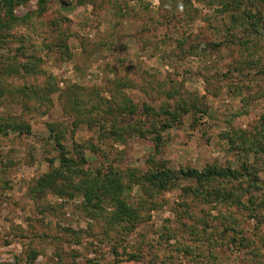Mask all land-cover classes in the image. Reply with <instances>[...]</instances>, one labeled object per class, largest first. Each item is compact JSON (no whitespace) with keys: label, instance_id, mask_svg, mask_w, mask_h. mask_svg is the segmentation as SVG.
<instances>
[{"label":"rangeland","instance_id":"rangeland-1","mask_svg":"<svg viewBox=\"0 0 264 264\" xmlns=\"http://www.w3.org/2000/svg\"><path fill=\"white\" fill-rule=\"evenodd\" d=\"M0 127V264H264V0H0Z\"/></svg>","mask_w":264,"mask_h":264},{"label":"trees","instance_id":"trees-1","mask_svg":"<svg viewBox=\"0 0 264 264\" xmlns=\"http://www.w3.org/2000/svg\"><path fill=\"white\" fill-rule=\"evenodd\" d=\"M0 130H1V127H0ZM185 172V171H184ZM171 175V174H170ZM183 175L184 176H189V177H199L200 176V174H199V172L198 171H193V172H191V171H189V172H185V173H183ZM172 176V175H171Z\"/></svg>","mask_w":264,"mask_h":264}]
</instances>
